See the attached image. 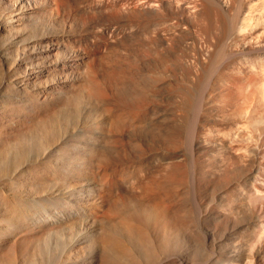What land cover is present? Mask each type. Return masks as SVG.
<instances>
[{
  "label": "bare ground",
  "instance_id": "1",
  "mask_svg": "<svg viewBox=\"0 0 264 264\" xmlns=\"http://www.w3.org/2000/svg\"><path fill=\"white\" fill-rule=\"evenodd\" d=\"M0 264H264V0H0Z\"/></svg>",
  "mask_w": 264,
  "mask_h": 264
}]
</instances>
